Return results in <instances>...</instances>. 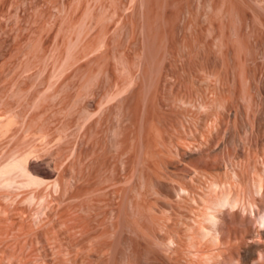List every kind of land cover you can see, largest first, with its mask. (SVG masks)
Listing matches in <instances>:
<instances>
[{"label": "rangeland", "instance_id": "rangeland-1", "mask_svg": "<svg viewBox=\"0 0 264 264\" xmlns=\"http://www.w3.org/2000/svg\"><path fill=\"white\" fill-rule=\"evenodd\" d=\"M0 89L45 180L0 191V264H188L227 190L226 253L264 244V0H0Z\"/></svg>", "mask_w": 264, "mask_h": 264}, {"label": "bare ground", "instance_id": "bare-ground-1", "mask_svg": "<svg viewBox=\"0 0 264 264\" xmlns=\"http://www.w3.org/2000/svg\"><path fill=\"white\" fill-rule=\"evenodd\" d=\"M6 117H7V115H6ZM11 117H12L11 120L9 118L6 119L5 115H4V118L6 119L7 122L6 123L4 122L5 119H4V121H2V123L0 121V127H1L0 130H3V129L5 130V131H2V134L4 133V134L7 135L8 132L6 133V130L10 131L9 129H11L13 124L15 125L16 120H19V116L15 117V116L11 115ZM14 117L17 118V119H15ZM0 118L3 119L2 116ZM13 118L15 119L14 121H13ZM17 123H20V121H17ZM12 129H14V128H12ZM13 132L14 131L12 130V133ZM4 134H3V136H6ZM10 134H8V135L10 136ZM33 150H35V149H33ZM32 151L30 149V153ZM35 151L33 152V154L32 153L29 154L28 151H27L25 155H20L21 153L19 154L17 152L18 154L15 153L16 157H15V155L14 156L12 155L13 158L11 157L10 160L6 161L3 164H0V191L1 190H3V191L4 190L5 191L8 190L7 192L10 193L11 190L15 191V190H18V189L19 190L22 189V190H24V192H26L25 190H27V191L30 190L29 188L31 186H34V187L36 186L35 188H37V186H39L41 188L43 186V184L45 186V183H44L45 180L43 181V179H40L39 176L34 174L31 171V168L29 167V164H30V161H31V155H33V157L37 156V155H34V153L37 154V151L36 152ZM18 155H20V156H18ZM33 157H32L31 163L33 162V159H34ZM54 186L56 187V182H54ZM25 188H28V189H25ZM31 188H33V187H31ZM258 190H260V189H258ZM227 191H226V193H224L225 195H223V196L221 195L222 197L219 196L220 198H217L216 201L215 200L212 201L213 203L211 202V204H210L208 202L209 203L208 207H210V205L211 206L213 205V207H214V205L216 204L217 200H219L221 198L226 199V201L228 203H230L232 205V207H233L237 203L236 200L234 199V198H236V196L231 193L232 191H228V192ZM7 192H5V193H7ZM229 192H230L231 195L234 196V198L231 197ZM33 196H35V195H33ZM28 199H29L28 202H30V201L34 202L33 198L31 196L28 197ZM34 200H35V198H34ZM32 202H30V203H32ZM238 202H240V200H238ZM206 203H207V201H206ZM248 204H250V201L248 202ZM236 206H237V204H236ZM239 206H241V205L239 204ZM207 208H205V209H207ZM209 210L206 211V212L209 213ZM217 212L219 213V212H222V211H217ZM217 212H215L216 215L214 214V218H212L211 220H208L207 222H206L205 218L208 216V213L205 214L206 216H202V218H200L201 228L199 230H200L201 234H200V236H198L199 235L198 233H197L198 235L194 233L195 235L198 236V237L196 236V238L194 240H193L192 237H195V235L191 236V238H190V239H192L191 250H190L191 251L190 252L191 255L187 256V257H189V260L186 258L185 262L188 260L189 262H186L188 264H252V263H254V264H264V244H262V245H259V244H256V243L250 244L249 247L245 250V252L243 254L239 255L238 257H236L233 254V251L230 252L229 249H231L232 245L230 247L227 246V247H229V249H228L229 253H228V251L226 253V250L224 249V248H226V247H224L226 244L223 241L224 240L223 239L224 230H223V227L221 228V226L219 225L220 224V221H219L220 219H218V217H217ZM223 213H224V211H223ZM202 215H204V214H202ZM217 219H218L219 224L217 223ZM221 223H222V220H221ZM223 224H221V225H223ZM192 226H194V225H192ZM190 235H192V234H190ZM200 237H201V239H199ZM257 238L258 239H264V231L259 232L258 235H257ZM229 244H231V243H229ZM165 257L166 256H164V258H162L160 256L161 259L159 260L158 264H174V263H176L175 260L172 259L173 261H171V260H169V257H167L168 259H166ZM171 258H174V257H171ZM182 259L184 260V258H182ZM178 260H180V258H178Z\"/></svg>", "mask_w": 264, "mask_h": 264}, {"label": "clouds", "instance_id": "clouds-1", "mask_svg": "<svg viewBox=\"0 0 264 264\" xmlns=\"http://www.w3.org/2000/svg\"><path fill=\"white\" fill-rule=\"evenodd\" d=\"M225 209H228L230 212L235 210L232 205L226 201V199L221 198L217 200L214 207L209 210L208 216L205 218L206 222L214 218L216 211H223ZM245 214H247L252 220L253 228L255 230L264 231V211L259 210L256 206L249 205L246 209H241V215ZM169 244L171 245V242H169Z\"/></svg>", "mask_w": 264, "mask_h": 264}]
</instances>
